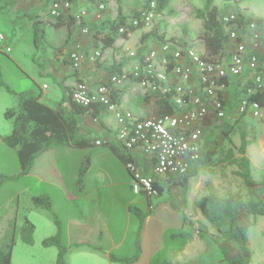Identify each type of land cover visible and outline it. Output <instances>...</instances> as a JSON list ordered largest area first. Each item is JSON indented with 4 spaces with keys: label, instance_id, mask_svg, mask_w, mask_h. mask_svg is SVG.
Returning a JSON list of instances; mask_svg holds the SVG:
<instances>
[{
    "label": "rangeland",
    "instance_id": "rangeland-1",
    "mask_svg": "<svg viewBox=\"0 0 264 264\" xmlns=\"http://www.w3.org/2000/svg\"><path fill=\"white\" fill-rule=\"evenodd\" d=\"M216 4L221 13L241 12L246 17L264 18V0H216ZM132 5L138 7L135 3ZM203 5L204 0H170L165 9L158 10L159 15L146 28L158 29L160 33L166 34V39L181 45H191L198 52L204 53V21L196 16V10ZM85 6L73 7L68 14L75 17L82 9L90 10ZM50 8V4L46 5L41 0H0V32L6 36L0 43V80L3 83L0 85V136L12 133L13 120L6 117V111L14 102L18 105L19 94H42L44 84L49 87L44 90L49 96L59 89L52 75L41 73L52 59L53 48L62 34L57 29L58 21L51 16ZM36 19L39 28L45 31L40 32L39 37L34 26ZM256 27L261 38V66L264 67V26ZM250 75L248 71L236 82L228 84L224 91L225 117L216 119L205 128L204 148L209 147L213 154L210 163L202 161L203 183L197 185L198 197L202 191L209 194L210 186L218 196L229 193L241 196L245 205L239 218L248 227V249L244 251L234 243L228 225L221 222V219L212 223L202 214L198 215L196 221L197 242L189 250L195 237L193 221L187 222L194 213L193 208H188V212L185 206L179 209L171 206L173 216L163 214L162 208L155 205L157 211L149 213L152 215L149 223L145 221V210L143 216L133 213L128 221L126 213L118 209L115 225L117 233L121 236L125 226L127 233L121 247L114 251V256L124 258V261H114L113 264H231L224 258L225 252L230 260L243 259L246 264H264V216L254 215L248 210V204L256 201L258 194L264 196V115L254 117L250 113L240 114L238 107L244 96L243 84ZM244 134L247 139L245 155L249 164L243 160L244 154L240 150ZM38 156L31 171L28 174L22 173L15 150L0 141V246L8 249L12 245L13 264H56L58 247L46 246L44 241L58 235L61 225L62 243L67 246L70 242L65 233L67 214L69 211H73L72 214L79 213L80 206L84 205L83 201L76 199L67 201L72 198V193H76V189L66 184L64 179L69 181L70 172L76 163L62 156L59 150L41 152ZM73 156L78 160L77 155ZM90 156L85 157L82 163L84 174L92 159L96 162L95 167L99 166L97 161L100 159ZM95 170H91L90 174ZM247 170L253 182L251 187L244 178ZM94 188L91 189L92 194L85 195V203H89L95 210H99V200L104 201L105 207L111 206V201L107 202V199L112 200V193H106L104 198ZM87 190H90V186ZM64 191H69V195ZM36 197L44 198L45 206L41 205L42 201L36 202ZM168 199L171 196L166 191L162 200ZM117 202H120V198ZM176 215L180 216L179 223ZM183 218L186 223L181 224ZM31 224L35 226L32 231ZM188 242L190 247L185 248ZM68 251L66 264H109L101 249L93 254L81 250V258L80 252L70 255Z\"/></svg>",
    "mask_w": 264,
    "mask_h": 264
},
{
    "label": "built area",
    "instance_id": "built-area-1",
    "mask_svg": "<svg viewBox=\"0 0 264 264\" xmlns=\"http://www.w3.org/2000/svg\"><path fill=\"white\" fill-rule=\"evenodd\" d=\"M128 1L140 3L128 23L119 27L120 34L126 33L130 37L140 26L150 25L159 13L158 0ZM107 2L97 3V19L103 17ZM72 8L71 0H52L50 13L59 19ZM89 14V10L82 9L75 15L76 23L84 34L90 32L84 24ZM221 21L227 31L229 49L212 60L204 59L203 53L191 45L167 40L152 46L141 57L137 50L130 51L131 57L139 58L131 70L110 73L96 84L80 80L72 90V100L78 105L91 107V110L95 105L102 106L113 114L136 194H144L149 199L157 197L160 195L159 177H182L196 169L202 159L208 118L225 117L227 80L241 78L249 71L251 75L243 84L247 89L239 103V112L250 113L254 117L264 115L259 103L251 99L253 93L264 87L260 70L261 38L257 25L250 24L249 30L244 32L235 12L222 13ZM5 38V34L0 32V43ZM101 56V51L96 50L89 59L96 61ZM70 58L73 66L80 68L86 55L74 51ZM130 81L137 82L147 96H169L176 111L148 117L124 107L115 100V93ZM135 149L150 161V172H144L130 156L129 153Z\"/></svg>",
    "mask_w": 264,
    "mask_h": 264
},
{
    "label": "crops",
    "instance_id": "crops-1",
    "mask_svg": "<svg viewBox=\"0 0 264 264\" xmlns=\"http://www.w3.org/2000/svg\"><path fill=\"white\" fill-rule=\"evenodd\" d=\"M84 3H86V6ZM132 4L133 3L128 0H108L107 9L102 19H97L94 14L97 10V2L79 0V6L84 5L90 9V16L85 19L84 22V24L90 28V32L87 34L81 32L80 25L72 21L73 18L69 15L70 13H64L61 17L62 24H59L57 27L62 34H60L58 38L57 45L55 43L56 46L53 48L52 59L48 61L41 72L43 75H52L61 92V94H59V89H56L49 96V93L44 91L49 87L47 84H44L41 101L55 110H58L64 119H77L79 121L78 128L80 136L92 142V145L87 147H76L73 145L55 146L42 151L57 152L59 150L62 156L64 155L66 159L68 158L76 163V166L73 168L72 172H70L69 181H67L66 178L64 179L66 184H71L76 189V193H74L76 195L72 193V198L67 199V201L72 202L73 199H76L83 201L84 205L80 206L79 213L74 212L75 214H72L73 211H69L67 214L65 233L70 241L68 242L69 244H67L68 253L72 255L74 252H80L79 257L81 258L82 251L84 252L87 250V252H92L91 254H93L96 251L99 252V249H101L104 252V256L108 258L109 264H113L114 261L118 263L124 261V258H117L114 256V251L121 247L122 240L127 233V226H125L121 236L117 233L115 225L117 223L118 209L126 213L128 221H130L133 213L143 216L145 210V221L149 223V219H151L152 216L149 213L155 210L157 211L158 207L162 208L161 212L163 214H171L173 216L174 214L172 213L173 209L171 206L177 207L178 209L185 206L188 212V208H193L194 213H191L192 216L187 222L192 223L193 221V227L195 228L194 243L190 247V242H188L186 243L188 247H185H190V250L191 248L193 249L194 244L197 242L196 221L199 218L198 215L203 216L202 212L199 210L198 202L207 195L202 191L199 197L197 196V185L203 183L204 169L201 166L202 161L196 167V173L190 176L186 181L179 175L159 177L157 181L160 190V195L157 197L158 199H149L144 194L135 195L136 193L132 188V176L122 156L125 152L120 147L121 145H119L121 142L117 135V123L113 114L104 109L99 117H95L91 111L80 113L73 106L74 101L72 100L71 93L78 81L86 80L95 82L106 78L110 73L131 70L139 58L130 57L129 51L137 50L141 57L152 46L158 44L155 40L143 42V34L150 31L146 26L136 29L128 38L122 37L119 33L112 32L110 24L115 20H119L120 7L126 23H128L131 17L137 12L139 3H135L138 7ZM55 20L59 21L58 19ZM112 33L115 35V42L112 46L105 47L103 42L100 41V37L103 34L107 35ZM136 34L137 36L134 39L133 37ZM62 47L63 50H59ZM57 49L61 51L59 54H57ZM96 50H100L102 56L97 58L96 61H91L89 57L93 55ZM74 51H79L86 55V59L83 61L80 68H75L72 64L70 54ZM115 98L121 105L131 109L138 115L153 117L160 114V106L157 102L158 97L154 95H145L144 90L135 81H130L119 89L115 93ZM16 104L17 103L14 102L10 108H16L18 106ZM104 145H107L108 148ZM97 146H102L103 148L95 149ZM10 147H12L18 155L17 148L13 146ZM40 154L41 152L38 155L40 156ZM129 154L144 172H150V161L146 159L139 149H135ZM73 155H77L78 160ZM88 155H94L93 158L100 159L97 161L99 166L95 167L96 162L94 163L95 160L92 159L91 165L84 174L82 163ZM19 166V170H21L20 160ZM94 168L96 169L95 172L90 174V171ZM118 173H120V175H118ZM30 175H32V173H30ZM54 183L57 184L56 181H54ZM88 186H90V190H87ZM93 188L104 198L106 193L111 192L112 200L107 199V202L111 201V206L105 207L104 201L102 202V200H99L97 201V203H99V210H95L94 207L91 208L89 203H85V195L87 194L89 196L92 194L91 189ZM166 191L169 192L173 202L171 199L166 201L162 200L163 194ZM64 192H67V196L69 195V191ZM118 198H120V202H117ZM155 205H157V208ZM196 208L198 211L195 210ZM176 218L179 223L180 216L176 215ZM30 221V218H28V222ZM184 223H186V219L183 218L181 224ZM34 227L33 225V229H35ZM92 257L96 259L95 255H92ZM67 258L68 254L66 256V259Z\"/></svg>",
    "mask_w": 264,
    "mask_h": 264
},
{
    "label": "trees",
    "instance_id": "trees-1",
    "mask_svg": "<svg viewBox=\"0 0 264 264\" xmlns=\"http://www.w3.org/2000/svg\"><path fill=\"white\" fill-rule=\"evenodd\" d=\"M44 3L50 4L52 0H41ZM92 2H105L106 0H90ZM73 7L79 6V0H71ZM170 0H158V10L162 11L167 7ZM221 9L216 4V0H204V5L202 8L196 10V16L203 19L204 21V32L202 37L205 42V51L202 57L206 60H212L217 56L223 54L227 51L229 45L227 31L224 24L221 21ZM119 20H115L110 24L113 33H119V27L121 24H126L124 16L122 15V9L119 8ZM237 21L244 32L249 30V26L252 23L262 27L264 26V18H259L255 16H244L243 13L238 12ZM72 21L76 22V18L72 17ZM56 23L57 26L62 24V19L59 18ZM71 21V22H72ZM34 26L36 29V34L39 37L40 32H45L39 28V22L37 19L34 21ZM144 27V25L139 28ZM103 34L100 37V41L103 42L105 47L112 46L115 42L114 34ZM120 34V33H119ZM122 37L128 38L127 34H121ZM143 42L148 40H155L158 43H163L169 39H166L165 33H160L158 29H152L149 32L143 34ZM59 50H63V47ZM57 49V54L61 51ZM229 58V54H228ZM261 58V57H260ZM261 74L264 77V67L260 68ZM240 79H230L227 80L228 84L236 82ZM0 80V85H2ZM252 85V82L249 83ZM247 87V86H246ZM246 87H242L243 95L246 94ZM243 96V97H244ZM251 99L258 102L259 105L264 110V87L257 90L251 95ZM117 101V99L115 98ZM157 102L160 106V114H170L176 111V107L171 101L169 96L161 95L158 96ZM74 108L80 113H86L91 111L95 117H99L100 113L104 110V107L95 105L94 109L91 107H86L78 105L73 102ZM6 117L13 120V130L12 133L7 136H0V141L7 143L10 146L17 148L18 157L20 160L22 173L28 174L35 162L37 155L45 150H48L55 146H76V147H87L92 145L90 140L84 139L80 136L78 123L79 121L75 118L66 120L59 113L58 110L50 107L41 101V94L39 95H29V94H19V103L16 108H10L6 111ZM217 118H208V124H212ZM247 146V139L245 134L242 135V146L240 148L243 155V160L246 164H249V159L245 155ZM212 151L207 148L203 149L201 161L210 163L212 160ZM124 160H127L125 154H122ZM197 171L194 169L190 174L182 176L183 180H187L190 176H193ZM244 178L248 186H253V182L250 178L249 170L245 171ZM158 186V185H157ZM258 194V193H256ZM258 199L256 201H250L248 204V210L254 215L264 216V196L258 194ZM36 202H41L43 204V199L41 197H36ZM34 199V200H35ZM49 202V201H48ZM49 204L47 205L49 207ZM245 203L242 201L241 196L236 193H229L225 196H218L213 188L209 187V194L203 197L198 202V207L202 214L210 222L215 223L221 219V222L228 225V232L230 238L234 243L242 250L248 249V227L240 222V212L242 211ZM33 226L31 224V231ZM44 244L46 246L55 245L59 249L58 260L56 264H66L67 246L62 243V229L59 225V233L56 236L45 239ZM12 245L8 246V249L2 248L0 246V264H13L12 263ZM224 258L228 260L231 264H246L243 259L230 260L228 254L224 253Z\"/></svg>",
    "mask_w": 264,
    "mask_h": 264
}]
</instances>
